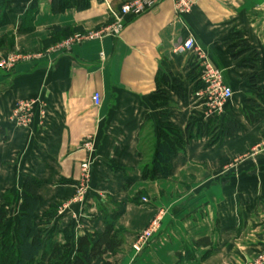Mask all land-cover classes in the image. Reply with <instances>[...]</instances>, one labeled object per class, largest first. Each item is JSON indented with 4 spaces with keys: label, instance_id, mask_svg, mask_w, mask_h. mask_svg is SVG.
Listing matches in <instances>:
<instances>
[{
    "label": "crops",
    "instance_id": "0c3cea01",
    "mask_svg": "<svg viewBox=\"0 0 264 264\" xmlns=\"http://www.w3.org/2000/svg\"><path fill=\"white\" fill-rule=\"evenodd\" d=\"M126 1L0 0V204L8 193L21 197L32 176L40 181L35 222L61 243L103 233L106 208L125 230L123 251L104 256L111 263L176 264L178 252L208 237L189 263L250 264L264 250V103L250 81L255 75L264 88V0H192L184 15L162 0L128 17L119 35L70 47L60 45L73 34L50 39L54 26L100 28ZM237 32L258 52L256 68L250 51L233 57ZM191 37L233 90L219 113L196 95L201 61L180 50ZM14 53L29 58L1 66ZM19 100H38L28 127L12 118ZM248 101L261 108L252 123L242 110L259 108ZM228 120L240 126L231 136ZM189 124L191 139L169 174L144 179L162 130ZM158 213L159 232L137 254V234Z\"/></svg>",
    "mask_w": 264,
    "mask_h": 264
},
{
    "label": "trees",
    "instance_id": "16d2710c",
    "mask_svg": "<svg viewBox=\"0 0 264 264\" xmlns=\"http://www.w3.org/2000/svg\"><path fill=\"white\" fill-rule=\"evenodd\" d=\"M80 31V28L62 29L54 26L50 39L57 41L56 35L58 32L64 33L67 37ZM234 36L238 39V44L230 49L233 52V57L238 58L250 51L251 59H249V62L253 68H256L258 65V52L246 43L240 32L235 33ZM250 81L262 93L264 103V88L256 86L255 75L251 76ZM248 103L253 108H259L255 110L245 107L242 110L246 120L252 123L259 117L261 108L260 105L256 106L252 101H248ZM238 130H240V126L228 120L224 135L231 136ZM191 135L190 124L183 130L175 127L163 129L154 160L142 166L144 179L153 180L159 175L167 176L171 169L172 157L185 149ZM39 187L40 181L32 176H28L24 181L19 205V240L14 243L8 237L5 238L3 243L0 242V253L4 252V255L0 256V264H114L106 261L104 256L108 253L117 255L123 251L125 230L117 227L116 217H111L109 209L102 208L106 222V230L103 233L80 235L75 243L68 237L66 242L61 243L51 234L49 237L46 236L45 231L38 227L35 222V213L39 205L37 197ZM118 206L120 205L118 204ZM0 217L3 220L4 213H1ZM209 244H211L210 239L203 237L197 240L193 247L186 246L183 251L177 253L178 261L176 264H191L189 261L195 258V250L200 246Z\"/></svg>",
    "mask_w": 264,
    "mask_h": 264
},
{
    "label": "built area",
    "instance_id": "2783aa9c",
    "mask_svg": "<svg viewBox=\"0 0 264 264\" xmlns=\"http://www.w3.org/2000/svg\"><path fill=\"white\" fill-rule=\"evenodd\" d=\"M161 1L162 0H128L120 6L119 11H111L113 16L112 22L90 32H77L63 40L60 46L70 47L76 42L99 38L108 34L119 35L125 28L128 17L140 16ZM173 2L174 9L178 15L187 14L192 10V0H173ZM180 50L197 53L198 59L201 61L200 69L202 70V74L200 80L202 82V88L196 92V95L205 99V103L211 113L221 112L226 103L230 101L234 95L233 90L225 84L223 70L214 66L209 61L207 55L201 51V49H197V44L193 37L185 41L180 47ZM23 58L27 59L29 57ZM23 58L19 57L16 59L10 57L8 59H3L1 61V66H4L6 69H11L17 60ZM92 99L95 105L98 106L101 104L102 98L99 92H95ZM37 101L38 100H19L15 103L12 110V118L20 127L29 126L33 117V108ZM82 169L85 180H87L90 176L91 163L88 161L82 163ZM142 201L149 202V199L147 197H142ZM162 219L163 215L158 213L151 219L145 229L137 234L133 244V249L137 254L141 253L149 241L159 232ZM130 264H132V262Z\"/></svg>",
    "mask_w": 264,
    "mask_h": 264
},
{
    "label": "rangeland",
    "instance_id": "374dc122",
    "mask_svg": "<svg viewBox=\"0 0 264 264\" xmlns=\"http://www.w3.org/2000/svg\"><path fill=\"white\" fill-rule=\"evenodd\" d=\"M10 57L16 58V59L19 57H22V58L29 57V53L27 54L14 53ZM215 137H216V134H213L210 140H212V138L215 139ZM215 142H217V139H215ZM20 202H21V197H15L12 194L8 193L7 195H5L3 201L0 204V215L1 213H4L3 220L0 217V242L2 241L1 243H3L5 238H8V237L14 243H17L19 240L18 239V222H19V217H20V208H19ZM151 241H149V243ZM147 245L144 247V249L147 247ZM132 248H133V245H132ZM1 255H4V252H2V254L0 253V256ZM263 259H264V250H262L259 253V256L254 261H251L250 264H263L264 263Z\"/></svg>",
    "mask_w": 264,
    "mask_h": 264
}]
</instances>
